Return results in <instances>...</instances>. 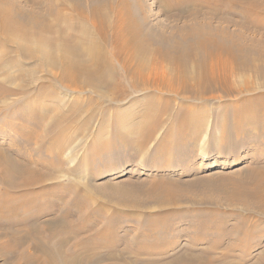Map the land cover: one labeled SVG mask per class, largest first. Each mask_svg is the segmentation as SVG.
<instances>
[{
	"label": "bare ground",
	"instance_id": "obj_1",
	"mask_svg": "<svg viewBox=\"0 0 264 264\" xmlns=\"http://www.w3.org/2000/svg\"><path fill=\"white\" fill-rule=\"evenodd\" d=\"M28 1L33 5L37 4L40 11L24 9L18 0H0V95H3L4 98L11 97V95H22L26 98L25 106L31 112L26 113L27 116L23 115L24 123L30 120L40 121L48 117L53 124L54 132L61 134L71 119L77 118L82 115L84 110H90L93 106L91 96L86 97L87 109L82 97L81 100L75 97L78 94H96L103 102L109 101L124 105L122 108L120 107L119 113L117 112L116 122L121 126V129L117 131L118 135L127 143L138 133L140 135L143 133L146 136L152 133L159 120L160 112L155 108L158 109L160 106L165 108L170 105V97L201 102L223 97L230 99L243 92H255V85L250 80L236 84L233 78L238 69L256 70L255 68L258 67L255 62L254 65L248 62L247 47L240 43L236 37L231 38L225 28H215L208 20L195 19L187 26L166 23L153 24L148 20L149 17L147 18L143 0H63V7H60L56 0ZM159 1L161 3L158 6L161 10L167 12L173 10L177 16L189 14L196 18L200 9H204V7L208 8L209 12L207 13L210 15L208 18L215 15L216 11L219 13L222 11L215 7L218 0H215L214 4L212 1L209 4V0ZM189 3L192 7H189ZM251 9L247 11L250 12ZM251 14L253 15L252 12ZM252 15L249 20L251 23L258 19V16H254L255 14ZM41 73L47 75L42 77ZM122 78L126 80V85L132 94L131 98L129 97V102H126L125 99L128 97L126 93L129 91L122 86ZM53 83H57L56 86L59 85L60 89L62 88L64 92L61 95H59L60 93L56 94L52 88ZM261 85L264 86V81ZM145 93L149 94L146 104L150 107L148 111L145 110L147 117L141 118L142 112L137 114L131 108L134 107L132 104L140 100V96ZM151 94L152 98H150ZM66 96H70L72 101L64 104L63 98ZM155 96L157 99L154 98ZM158 97L164 98L163 101ZM52 99L58 101L55 105L58 108V113L48 116L52 112V107L47 106L52 104ZM252 101L253 99L248 97L243 103ZM146 104L144 106H148ZM130 105H132L131 108ZM241 109L231 110L236 111L231 122H226V119L223 118L225 119L222 122L225 128L224 137L231 135L232 130L236 128L245 129L250 134L249 130L251 129L245 128L248 124L255 125L257 129H263L262 134L256 136L264 137V119L259 114L261 110H264V100L262 103L252 104L244 116L239 115ZM104 112V110L101 112L103 122L107 119L106 112ZM190 112L185 110L184 116H180L182 119L180 118L178 123L181 126L190 120L188 116H192L191 119H196L198 112L196 114ZM226 116L222 114V117ZM79 120L81 118H77V121ZM88 120L89 118L85 121ZM197 130H193L191 134H197ZM32 132H28L25 135L26 138L32 136ZM77 132H81L79 128ZM184 133L185 131L182 129V135ZM15 155L19 156L20 154L15 153ZM248 169L249 181L235 183L234 191L231 192L236 201L241 202L242 205L227 207L243 209L249 215L264 217V159ZM79 180L83 189L78 198L72 202L71 207L58 216H47L48 218L43 220L44 224L40 226L41 229L49 231L52 236V239L49 236V242L43 244L46 248V258L43 260V264H248V262L243 263L237 256L232 255L229 249L216 254L202 248L203 246H198V248L187 246L178 254H158L156 258L137 251L130 257L127 254L125 256V251L98 254L92 250L93 246L90 247L89 244L92 241L97 242L96 238L103 235L111 222L102 229V232L100 229H95V233L79 237L80 234L86 233L94 227L92 225L87 228L90 225L88 221L93 222L95 215L92 213L87 215L86 222H80L79 225L71 214L78 211L82 204L81 201L89 196L88 192H96L94 187L97 186V183L92 181ZM0 186L4 187L6 196L10 193L9 198L0 195V206H18V202L16 203L14 198L19 199L20 203L29 207L28 214L31 213V208L33 209L32 205L39 201L46 200L48 205H52L54 198L59 201L63 193L61 189L66 187L48 171L28 166L22 156L17 157L7 152H0ZM27 195L32 196L27 198ZM48 196H50L49 199ZM11 197H13V201H11ZM100 198L103 202L117 206L114 217L117 218V215L124 214L126 204L109 201L103 196ZM168 199L170 200L167 201L173 202L172 198ZM171 205L178 206L173 203L158 208L139 207L137 209L149 212L163 207L169 208ZM103 207V203L98 204L96 211L102 212ZM81 216L83 217V214ZM119 217L117 219H120ZM24 220L18 222L19 224L16 226L9 225L7 232L13 233V236L17 233L20 235L25 233L18 227ZM26 220L28 219L26 218ZM154 220H160L165 229L169 228L164 217L148 218L144 224L154 226ZM243 222L245 224L248 222L246 217ZM262 224L264 221L254 220L243 232L245 235H250V233L259 230ZM192 225L196 229L194 238H191L192 243L198 242L206 230H210L212 233L220 232L221 229L213 220L205 222L196 220L192 221ZM33 228L38 227L36 225L30 227V229ZM55 228L59 233H53ZM259 232H261L260 236H264V229H260ZM30 233L31 230L24 234L26 238ZM241 236L244 237V235ZM247 248L244 247L243 250H247ZM257 263L264 264V253L258 256Z\"/></svg>",
	"mask_w": 264,
	"mask_h": 264
},
{
	"label": "rangeland",
	"instance_id": "obj_2",
	"mask_svg": "<svg viewBox=\"0 0 264 264\" xmlns=\"http://www.w3.org/2000/svg\"><path fill=\"white\" fill-rule=\"evenodd\" d=\"M210 1L215 3V0H209V4ZM18 2L24 9L40 11L37 4L33 5L28 0H18ZM56 2L63 7V0H56ZM218 2L215 7L219 8V11L222 10L220 13L216 11L218 15L215 13L208 18L210 16L207 13L208 8L204 7L200 9L199 15L193 18L189 14V16H177L173 10L171 12L161 10L158 6L161 3L159 0L142 1L145 4L147 18L149 17L148 20L153 24L187 26L195 19H200L199 21L208 20L215 28H225L231 38L236 37L247 47L248 62L253 65L255 62L258 66L256 70H236L234 81L236 84H241L242 81L250 80L255 85V92H243L230 99L223 97L201 102L170 97L169 107L155 108L160 112L159 120L152 133L148 136L143 133L141 136L138 133L127 143L118 135L117 131L121 129V126L116 122V115L120 107L124 105L103 102L96 94H78L75 97L80 100L82 97L87 109L86 99L91 96L93 106L77 117L81 120L71 119L61 134L54 132L53 124L48 117L40 121L30 120L24 123V116H27L31 110L25 106L24 102L27 100L22 95H11L5 98L0 95V152L14 154L17 157L22 156L28 166L48 171L59 180V183L66 186L61 189L63 193L59 201L54 198L52 205H48L46 200H38L37 205H32L33 209L31 208L29 214V207L20 203L19 199L14 198L18 206H0V264H43L46 258V248L43 244L49 242L48 238L51 235L40 226L44 224L45 218L63 214V211L71 207L72 202L78 198L83 189L79 179L97 183L94 187L96 192L92 190L88 192L89 196L81 201L83 207L80 206L81 209L71 214L79 225L86 222L91 213L95 215L94 223L88 221L90 225L87 228L92 225L94 227L80 234L79 237L95 233V229H100L102 232V229L111 222L103 235L96 238L97 242L92 241L89 244L98 254L125 251V256L127 254L130 257L137 251L156 258L158 254H178L187 246L194 248L203 246L202 248L216 254L229 249L230 253L237 256L241 262L258 264V256L264 253V236H260L261 232H259L260 229H264V224L250 235H245L243 231L254 220L264 221V217L249 215L243 209L227 206L242 205L232 196L234 186L242 181L247 183L250 179L248 168L264 159V137H257L262 134L263 129H257L255 125L248 124L245 128L251 129L250 134L245 129L236 128L231 129L233 133L226 135V138L222 122L225 119L226 122L232 121V117L236 114L235 110V112L231 111L234 108H243L239 115L244 116L252 104L262 103L264 100V86L261 85L264 81V0H218ZM189 5L192 7L190 3ZM248 8H252L253 11L248 12ZM251 12L255 14L254 16H258L253 23L249 21ZM41 75L45 77L47 74L41 73ZM121 82L122 86L129 91L126 93L128 97L125 98L126 102H129L131 91L125 79L122 78ZM56 85L57 83H53L52 88L56 94L61 95L64 91ZM34 86L36 87L37 84ZM148 95L142 94L140 100L132 104L133 108L130 105L137 114L142 112L141 118L147 117L145 110L148 111L150 107L146 104ZM248 97L253 99V103H243ZM158 98L161 101L164 99ZM71 99L70 96H66L63 98V103H70ZM56 103L58 101L52 99V104L47 106L52 107V112L48 116L58 113ZM145 104L148 106H144ZM183 109L194 114L198 112V115L196 119L188 116L190 120L181 126L178 121L184 116ZM103 110L107 115L104 122L101 119ZM222 114L227 116L222 117ZM259 114L264 119V110H261ZM87 118L89 120L85 121ZM198 125H200L199 128H196ZM78 128L81 132H77ZM182 129L185 131L184 135H182ZM196 129L198 133L191 134ZM31 131L33 135L26 138L25 135ZM20 134L23 136L21 137ZM8 194L10 196V193ZM0 195L8 197L2 186H0ZM29 196L27 195V198H31L32 195ZM101 196L112 202L126 204L124 208L126 215H117L120 219L114 217L117 206L103 202ZM12 198L11 201H13ZM47 198L49 199L50 196ZM168 198H172L173 202L167 201L170 200ZM100 203L104 204V209L102 212H97ZM173 203L178 206L175 208L171 205L169 208L163 207L149 212L137 209L139 207L158 208ZM160 217L165 218L169 228L165 229L160 220H154V226L144 224L148 218L159 219ZM245 217L248 220L246 224L243 222ZM22 220L24 221L18 226L19 229L25 233L31 230L30 235L26 234L27 238L25 233L21 235L17 233L13 236V233L7 232L9 225L16 226ZM196 220L216 221L221 227L220 232L210 233V230H206L198 242L192 243L191 238H194L196 233L192 221ZM34 224L38 228L30 229L31 226H35ZM53 233L57 234L59 231L56 232L55 228ZM50 238L52 239V236ZM244 247L249 249L243 250Z\"/></svg>",
	"mask_w": 264,
	"mask_h": 264
}]
</instances>
